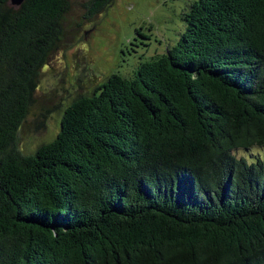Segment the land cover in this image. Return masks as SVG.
<instances>
[{"label":"trees","instance_id":"1","mask_svg":"<svg viewBox=\"0 0 264 264\" xmlns=\"http://www.w3.org/2000/svg\"><path fill=\"white\" fill-rule=\"evenodd\" d=\"M69 5L0 0V264H264V161L235 154L264 147V0H199L176 45L25 155Z\"/></svg>","mask_w":264,"mask_h":264},{"label":"rangeland","instance_id":"2","mask_svg":"<svg viewBox=\"0 0 264 264\" xmlns=\"http://www.w3.org/2000/svg\"><path fill=\"white\" fill-rule=\"evenodd\" d=\"M91 0H69L62 42L42 67L34 101L18 133L31 155L58 136L65 110L92 95L113 74L133 78L141 64L167 53L186 31L185 16L199 0H114L88 17ZM237 157L264 161V147Z\"/></svg>","mask_w":264,"mask_h":264},{"label":"water","instance_id":"3","mask_svg":"<svg viewBox=\"0 0 264 264\" xmlns=\"http://www.w3.org/2000/svg\"><path fill=\"white\" fill-rule=\"evenodd\" d=\"M24 2L25 0H9L10 5L15 8H20Z\"/></svg>","mask_w":264,"mask_h":264}]
</instances>
